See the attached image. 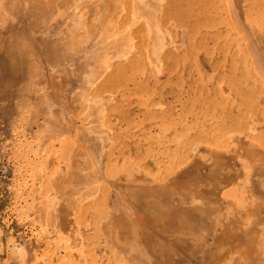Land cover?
Masks as SVG:
<instances>
[{
  "label": "rangeland",
  "instance_id": "374dc122",
  "mask_svg": "<svg viewBox=\"0 0 264 264\" xmlns=\"http://www.w3.org/2000/svg\"><path fill=\"white\" fill-rule=\"evenodd\" d=\"M2 1L0 19L6 15ZM100 1L107 4L108 0ZM117 1L118 7L110 10L111 13L101 4L102 14H98L101 9L95 4L94 12L90 1L84 3L85 6L77 5L76 9L71 8L73 5L51 6L38 12L45 21H39L33 29L27 25L25 28L27 23L16 26L11 18L5 24L0 22L1 33L7 25L16 26V34L0 38L3 58L0 64V264H121L117 262L116 253L111 255L105 246L104 236H99V203L96 201L99 190L114 195L112 184L122 182V178L131 176L133 171L141 178L146 175L159 181L167 172L184 168L183 172L190 178L185 182L197 184L193 178H199L201 190L214 188L224 180L228 186H218L217 193L229 190L231 195L227 201L243 204V213L253 220L250 222L253 236L264 228V212L259 209L262 201L264 204V49L261 55L259 50L264 47V40L257 41L260 35L264 38V0H174L171 19L177 25L176 33L174 30L168 32L170 35L165 33V44L161 38L160 45L144 40L140 52L133 50L141 43L132 34L145 25L149 38L151 23L138 15L135 7L138 0H134L135 3L127 0L126 9L125 0ZM49 9L51 11H47ZM125 14L129 23L124 26L118 22ZM68 15L74 22L69 21ZM94 17L100 21L94 22ZM91 21L95 24H90ZM124 32L129 36L123 47L127 55L107 54L106 58L112 56V61L107 60L108 64L103 59L100 65L103 67L106 62L110 67L98 78L92 75L96 81L91 83L90 78L91 86L87 85L83 73L90 72L92 66H99L97 57H101L102 52L103 55L113 52L106 50L105 45L121 39ZM246 37L258 42V46L255 43L258 48H253L259 50L262 61ZM2 45H7L8 51L1 49ZM245 45L251 46L252 54ZM63 46L67 47L65 51ZM173 46L176 49L170 54L168 65L161 64V50L163 47L171 50ZM43 49L48 55L54 49L50 57L55 56L44 59ZM5 53L8 59L4 58ZM4 61V66L9 65L8 70L1 68ZM56 68L65 72H56ZM110 70L113 73H109ZM49 80L58 83L59 88L45 86ZM96 86L104 87L105 98L99 101L91 97V90ZM93 108L100 110L101 118L97 123L91 118L99 115L98 111V115L92 113ZM84 112L93 116L86 117ZM51 121H55L57 131L49 130ZM82 122L89 123L83 125ZM81 133L89 138V143L83 142ZM117 142L122 154L115 156L111 152ZM85 146L86 154L85 150L79 152L81 155L84 152L82 158H86L88 151L92 153H88L93 161L88 159L89 165L81 155L76 157L81 162L74 157L79 154L77 150ZM252 154L258 156L259 165ZM108 157L111 159L109 169L105 163ZM212 157L219 159L215 162ZM71 164L78 166L80 175L88 181L78 182L81 185L77 186L75 183L78 187L75 192L65 186ZM211 167L217 169L214 171ZM190 174L194 176L192 179ZM243 176L244 184L241 183ZM254 187L259 190L257 195L252 192ZM90 191L94 193L83 198L81 194L87 195Z\"/></svg>",
  "mask_w": 264,
  "mask_h": 264
},
{
  "label": "bare ground",
  "instance_id": "6f19581e",
  "mask_svg": "<svg viewBox=\"0 0 264 264\" xmlns=\"http://www.w3.org/2000/svg\"><path fill=\"white\" fill-rule=\"evenodd\" d=\"M50 1H53V3L51 4L50 2H48V3H43V1L42 0H3L2 1V9H3V11L5 12V16L4 17H2V19H0V22H1V25L2 24H5V23H7L8 22V19L9 18H11V19H13V20H15L14 22H15V25L17 26H20L22 23H23V25L25 24V23H27V24H25V28H26V25H27V27H29V28H36V25L37 24H39L40 22H42V20L44 19H42L41 20V17L42 16H40L39 14H41V12L38 14V12L39 11H46L45 9H47L48 7H53L54 8V6H55V8H58V6H62V7H66V6H70V5H73V6H71V8L72 7H74L75 9L76 8H78V6L77 5H80V6H83L84 5V3H86V2H92L91 4L93 5V4H95V7H100L99 9H101V10H99L97 13L98 14H102V13H100V12H102V7L104 6V5H106L107 6V9H109V11L108 12H110L111 13V11L110 10H112V9H116L117 7H118V5H119V2L117 1V0H108L107 2H106V0H105V2L107 3V4H103V2H101L100 0H50ZM228 1V0H227ZM78 2V3H77ZM94 2V3H93ZM125 3H124V5H125V9L128 7V2H127V0H125L124 1ZM133 2H134V0H133ZM230 2V1H229ZM74 3H76L75 5H76V7L74 6ZM135 3V2H134ZM170 3V2H169ZM168 3V4H169ZM101 4H103V6L101 5ZM132 4V3H131ZM166 4H167V0H149V2H148V4H146V3H144V2H142L141 0H138L136 3H135V7H136V10L138 11V15L139 16H141L143 19L142 20H147V22H150L151 24V26L149 27L150 28V41H151V43H154V45L156 44V43H159V38H161L162 39V41H163V37L161 36L160 37V33L162 32H159V25H158V19H159V17L161 16V14H163L162 12H164L165 14L168 12V11H163V9H164V7L166 6ZM91 5V6H92ZM133 5V8H134V4H132ZM85 6V5H84ZM87 6H89V5H87ZM127 6V7H126ZM231 6V5H230ZM90 7V6H89ZM132 6H130V8H131ZM168 7V6H167ZM170 7V6H169ZM168 7V8H169ZM236 7V6H235ZM90 8H92V7H90ZM167 8V9H168ZM80 9V8H79ZM93 9H94V5H93ZM106 9V8H105ZM106 9V10H107ZM166 9V10H167ZM61 10V9H60ZM83 10V9H82ZM95 10H96V8L94 9V12H95ZM47 11H51V9H49V10H47ZM74 11V10H73ZM84 11V10H83ZM229 12H230V10H228ZM238 11V10H237ZM2 12V11H1ZM85 12V11H84ZM91 12H93L92 10H91ZM107 12V11H106ZM235 12V11H234ZM3 13V12H2ZM50 13V12H49ZM236 13V12H235ZM78 14V13H77ZM105 14V13H104ZM42 15V14H41ZM80 15V14H79ZM83 15V14H82ZM113 15H115V14H113ZM69 16V15H68ZM81 16V15H80ZM93 16V15H92ZM91 16V17H92ZM97 16V15H96ZM100 15H98V17H99ZM119 16V15H118ZM135 16V15H134ZM44 17V16H43ZM106 17H107V15H106ZM165 17H167V14H166V16L164 15V18ZM64 18V17H63ZM69 18H70V22L72 23V17L71 16H69ZM83 18H86L85 16L83 17ZM230 18V17H229ZM46 19V18H45ZM94 19H95V17H94ZM97 19V18H96ZM95 19V21L93 20V19H91V20H93L94 22H97V21H100V19H98V20H96ZM82 20V19H81ZM119 20V19H118ZM149 20V21H148ZM162 20H164V19H162ZM233 20V19H232ZM40 21V22H39ZM43 21H45V20H43ZM57 21V20H56ZM60 21V20H59ZM76 21V20H75ZM93 21H91L90 22V24L93 22ZM117 21V20H116ZM131 21H132V19H131ZM13 22V23H14ZM74 22V21H73ZM78 22V21H77ZM81 22V21H80ZM93 22V23H94ZM104 22V21H103ZM107 22H108V20H107ZM107 22H105V23H107ZM146 22V23H147ZM161 22H164V21H161ZM166 22V21H165ZM45 22H43V26L45 25L44 24ZM60 23V22H59ZM58 23V24H59ZM70 23V24H71ZM79 23V22H78ZM119 24H122V25H125V24H128L129 23V17L127 16V14H125V15H122L121 17H120V20H119V22H118ZM132 23V22H131ZM54 24H55V22H54ZM67 24V23H66ZM69 24V23H68ZM74 24H76V23H74ZM79 24H81V23H79ZM89 24V25H90ZM95 24V23H94ZM160 24H162V23H160ZM14 25V24H13ZM100 25V24H99ZM98 25V29H99V26ZM103 25V24H102ZM101 25V26H102ZM129 25H131V24H129ZM135 25V24H134ZM11 26V25H10ZM16 26H13V27H8V25H7V28L1 33L0 32V38H2L1 36H4V35H8V34H16ZM39 26H41V25H39ZM84 27H85V25H83ZM110 26V25H109ZM112 26V25H111ZM110 26V27H111ZM114 26V25H113ZM45 27V26H44ZM73 27V26H72ZM83 27V28H84ZM93 27H96V26H93ZM110 27H109V29H110ZM118 27V26H117ZM129 27V26H128ZM236 27H238V26H235V28ZM246 27V26H245ZM37 28H39V27H37ZM41 28V27H40ZM74 28H75V25H74ZM89 28V27H88ZM63 29V28H62ZM73 29V28H72ZM241 29V28H240ZM242 29H243V27H242ZM245 29V28H244ZM36 30V29H35ZM38 30H40V29H38ZM104 30V31H103ZM103 30H101L100 29V31H103L104 33H105V30H106V28L105 29H103ZM127 30V29H126ZM34 31V30H33ZM37 31V30H36ZM64 31V30H63ZM87 31H89V30H87ZM99 31V30H98ZM97 31V32H98ZM164 31V30H163ZM236 31V30H235ZM246 31H247V29H246ZM72 32V31H71ZM82 32V31H81ZM90 32V31H89ZM91 32H92V30H91ZM103 32H100V33H103ZM243 33H244V31H242ZM40 33V32H39ZM79 34H80V32H78ZM88 33V32H87ZM99 33V32H98ZM104 33H103V35H104ZM110 33H112V32H110ZM159 33V34H158ZM184 33V32H183ZM248 33V32H247ZM66 34V33H65ZM157 34H158V36H157ZM254 34H255V32H254ZM68 35V34H67ZM85 35H87L86 33H85ZM90 35V34H89ZM106 35V34H105ZM112 35V34H111ZM114 35V34H113ZM126 35H128V34H125V32H124V36H126ZM182 35V34H181ZM252 35V34H251ZM250 35V36H251ZM258 34H255V36H257ZM13 36H15V35H13ZM72 36V35H71ZM70 36V37H71ZM78 36V35H77ZM81 36V35H80ZM79 36V37H80ZM84 36V35H83ZM123 36V35H122ZM123 36V37H124ZM166 36V35H165ZM249 35L247 36V37H250ZM254 36V37H255ZM259 36V35H258ZM58 37H59V35H58ZM62 37V36H61ZM64 37V36H63ZM68 37V36H67ZM87 37V36H86ZM89 37V36H88ZM92 37H94V36H92ZM91 37V38H92ZM101 37H102V35H101ZM108 37V36H107ZM110 37V36H109ZM121 38V39H118V40H116V39H114L113 41H110V42H108L107 44L106 43H104L103 45H105V48H106V50L107 49H109L110 51L111 50H113L114 52H118V54H122L121 56H123V55H127V54H124L125 52V50L123 49V47H124V45H125V42H126V40L128 39V37L129 36H126V37H124V38ZM133 37V36H132ZM168 37V36H167ZM246 37V39H248ZM261 37V39H257V41L259 40H264V38L260 35L258 38H260ZM51 38V37H50ZM49 38V39H50ZM55 38V37H54ZM81 38H82V36H81ZM90 38V37H89ZM103 38H104V36H103ZM106 38V37H105ZM243 38V37H242ZM55 39H57V38H55ZM61 40H62V38H60ZM97 38H95L94 40H96ZM109 39H111V38H109ZM142 39V38H141ZM53 40V39H52ZM59 40V39H58ZM73 40V39H72ZM76 40V39H75ZM75 40L73 41L74 43H75ZM78 40V39H77ZM89 40V39H88ZM243 40V39H242ZM248 40H250V42L252 41V43H250ZM247 41H248V43L250 44V45H252V48H253V46H258V42L256 41V42H254L255 41V39H248ZM83 41V40H82ZM87 41V40H86ZM98 41V40H97ZM102 41V40H101ZM104 41V40H103ZM102 41V42H103ZM245 41V40H244ZM38 42H40V41H38ZM81 42V41H80ZM85 42V41H84ZM96 42V41H95ZM94 42V43H95ZM254 42V43H253ZM51 43V42H50ZM55 43V42H54ZM60 43V42H59ZM65 44H67V42H64ZM79 43V42H78ZM78 43H76V44H78ZM82 43V42H81ZM81 43H79V44H81ZM98 43H100V42H98ZM160 43H162L161 42V40H160ZM160 43H159V45H160ZM247 43V44H248ZM255 43H256V45H255ZM261 43V42H260ZM263 43H264V41H263ZM101 44V43H100ZM99 44V45H100ZM246 44V43H245ZM39 45V44H38ZM46 45V44H45ZM51 45V44H50ZM54 45H56V44H54ZM61 45V44H60ZM70 45H72V43L70 42ZM70 45H68L67 47H68V49H66L67 47H64L63 46V51H65V49H66V51L68 52V50H69V47H70ZM74 45V44H73ZM85 45H86V43H85ZM84 45V46H85ZM95 45H98V44H96L95 43ZM249 45V47L250 48H248V45H245V47L249 50V52H250V49H251V46ZM57 46H58V44H57ZM56 46V47H57ZM66 46V45H65ZM78 46V45H77ZM256 46V48H258ZM259 46H261V45H259ZM51 47V46H50ZM55 47V48H56ZM92 47V46H91ZM95 47H97V46H95ZM94 47V48H95ZM99 47H101V46H99ZM98 47V48H99ZM126 47V46H125ZM155 47V46H154ZM262 47V46H261ZM48 48V47H47ZM65 48V49H64ZM72 48V47H71ZM130 48V47H129ZM156 48V47H155ZM159 48V47H158ZM160 48H162V47H160ZM256 48H253L252 50H254V49H256ZM1 49H4L5 51H8V48H7V45H6V47L5 46H3L2 45V48ZM103 49V48H102ZM175 49V48H174ZM263 49H264V47H262L261 49H259V50H261L260 51V55H261V52H263ZM93 51H94V49H92ZM100 50V49H99ZM124 50V51H123ZM131 50V49H130ZM251 50V51H252ZM257 50V49H256ZM256 50H254V51H256ZM259 50L258 51H256L257 53L259 52ZM3 51V50H2ZM43 52H41V53H43V57H44V59H48V60H50V58L51 57H54V56H51L50 57V55L53 53V51H55L54 49H53V51H52V53L51 54H45L46 52H47V50H42ZM50 51V52H51ZM57 51H60V48H59V50L57 49ZM63 51H62V53H63ZM91 51V50H90ZM121 51V52H120ZM155 51V50H154ZM158 51H159V49H158ZM172 51V50H171ZM254 51H252V52H254ZM45 52V53H44ZM49 52V53H50ZM80 53H81V51H79ZM88 52V51H87ZM98 52V51H97ZM97 52H95V53H97ZM104 52H106L105 50H104ZM108 52V51H107ZM114 52H108V53H105L104 55H103V52H102V54L100 55L101 57H97L98 58V60H99V66L98 65H96L95 63L93 64V65H96V66H94V68H93V66L91 67L92 69H90V72H88V73H83V75H85V79H87V85H88V83H89V85L91 86V84H90V82H91V80L93 79L92 77H94V75L96 74V78H98V76H100V75H102L101 73L104 71V70H108V66L109 65H107V67H106V65H105V63L106 62H108L109 60H111L112 58V56L111 57H109L110 55H109V53L111 54V53H114ZM256 52H254L255 54H257ZM38 53H40V50H38ZM61 53V52H60ZM128 53V52H127ZM264 53V52H263ZM8 53H5V57L4 58H6V59H8V55H7ZM73 54V53H72ZM89 54H90V52H89ZM98 54V53H97ZM109 55V56H107V57H109L110 59H107L106 58V55ZM117 53H115V55H116ZM250 54H252L251 52H250ZM255 54H253V55H251L252 56V58L255 56ZM40 55V54H39ZM80 55V54H79ZM103 55V56H102ZM111 55H113V54H111ZM156 55V54H155ZM259 55V53L256 55V56H258ZM264 55V54H263ZM61 56V55H60ZM96 56H98V55H96ZM95 56V57H96ZM157 56V55H156ZM63 57V56H62ZM72 57V56H71ZM90 57L91 56H89V58L88 59H90ZM93 57V56H92ZM117 57V56H116ZM115 57V58H116ZM168 57V56H167ZM259 57H261L260 58V60L263 58V56H258V58ZM64 58H66V57H64ZM83 58H85V55H84V57ZM82 58V59H83ZM106 58V59H105ZM123 58V57H122ZM145 58H146V56H145ZM152 58V57H151ZM104 59V61L106 60V62L104 63V66L103 67H101V65H100V62H101V60H103ZM257 59V58H256ZM2 60H3V58H2V55H0V64H1V62H2ZM94 60V59H93ZM108 60V61H107ZM115 60V59H114ZM52 61V60H51ZM51 61H49V64L51 63ZM90 61V60H89ZM95 61H97L96 59H95ZM112 61V60H111ZM262 61V60H261ZM264 61V60H263ZM252 62H253V60H252ZM159 63V62H158ZM157 63V64H158ZM255 63V62H254ZM53 64V63H52ZM108 64H109V62H108ZM2 65V64H1ZM5 65V61L3 62V67L1 66V68L2 69H5V70H8L9 68V65H7V66H4ZM159 65V64H158ZM90 66V65H89ZM260 66V65H259ZM263 66V65H262ZM49 67V66H48ZM81 67H83V66H81ZM106 67V68H105ZM110 67V66H109ZM85 68H87L86 67V65H85ZM105 68V69H104ZM257 68V67H256ZM260 68H261V66H260ZM89 69H87V70H89ZM110 69V68H109ZM54 70V69H53ZM59 70L61 71V69H57L56 68V72L58 71L59 72ZM63 70V69H62ZM79 70H81V68L79 69ZM257 71L259 72V70L257 69ZM62 73H64L65 71H61ZM67 72V71H66ZM253 72V71H252ZM257 72V73H258ZM263 72H264V70H263ZM261 73H262V71H261ZM66 74V73H65ZM89 74H91L90 75V77L88 76ZM263 74V73H262ZM53 75V74H52ZM64 75V74H63ZM93 75V76H92ZM260 75V74H259ZM82 76V75H81ZM86 76H88V78H86ZM92 76V77H91ZM264 76V75H263ZM55 77V76H54ZM57 77V76H56ZM64 77V76H63ZM90 78H92V79H90ZM263 79V78H262ZM62 80H63V78H62ZM64 81V80H63ZM84 81V80H83ZM86 81V80H85ZM94 81H96L95 79H93V81L91 82V83H93ZM54 82V81H53ZM51 83L50 82V80H49V82H46L45 83V86H48V88L50 89V88H59V85H58V83L57 84H55V83ZM60 82H62V81H60ZM85 83V82H84ZM83 83V84H84ZM82 84V83H81ZM93 86V85H92ZM84 87V86H83ZM82 87V88H83ZM87 87V89H88V87L89 86H86ZM86 87H85V90H87L86 89ZM81 88V87H80ZM90 88V87H89ZM60 90V89H59ZM88 91V90H87ZM79 94V93H78ZM51 96V95H50ZM78 97H79V95H78ZM48 98H50L49 96H48ZM75 98V97H74ZM84 98V97H83ZM52 99V98H51ZM50 99V100H51ZM60 99L61 100H65V98H61L60 97ZM59 100V99H58ZM57 100V101H58ZM61 100H60V102H61ZM88 100V99H87ZM89 100H90V98H89ZM88 100V101H89ZM93 101H94V99H92ZM99 100V99H98ZM106 100V99H105ZM67 101V100H66ZM77 102H80V100L78 101V100H76ZM87 101V102H88ZM104 101V100H103ZM107 101V100H106ZM59 102V103H60ZM90 102H91V100H90ZM64 103H66V102H64ZM81 103H82V99H81ZM81 103H79L80 105H81ZM96 103V102H95ZM61 104V103H60ZM72 104V103H71ZM91 104V103H90ZM59 105V104H58ZM65 106H67L66 104H64ZM88 106H89V104H87ZM92 105V104H91ZM90 105V106H91ZM89 106V107H90ZM93 106V105H92ZM71 107V106H70ZM94 108H96V107H94ZM93 108V112L92 113H96V115H98V113H99V111H98V109L96 110V109H94ZM87 110H88V107L86 108ZM64 110V109H63ZM74 110V109H73ZM90 110H91V108H90ZM95 110V111H94ZM92 111V110H91ZM97 111H98V113H97ZM103 111V110H102ZM68 113V112H67ZM85 113V115H86V113L87 112H84ZM92 113H90L91 114V116H93L92 115ZM74 114V113H73ZM90 114L88 113L87 115H86V117H88V116H90ZM85 117V116H84ZM83 117V118H84ZM94 117H97V116H94ZM94 117H91V118H94ZM100 117V116H99ZM98 118V117H97ZM88 119V118H87ZM90 119V118H89ZM89 119L88 120H86V121H89ZM93 120V119H92ZM97 120V119H96ZM70 121V120H69ZM95 121V120H94ZM89 122H86V123H83L82 122V124L83 125H85V124H88ZM93 123V122H92ZM97 123V122H96ZM49 125H52V126H49V130L51 131V132H54V131H57V129H56V127H55V121L53 122V121H51V123L49 124ZM87 126V125H86ZM86 126H84L85 128H86ZM96 126V125H95ZM77 127V126H76ZM88 127V129H89V126H87ZM91 127H92V125H91ZM94 129V128H93ZM62 130V129H61ZM80 131V130H79ZM84 132V131H83ZM82 134V133H81ZM83 135V134H82ZM81 135V138H82V140H83V142H85L86 144L87 143H89V141L90 140H88L89 138H86V136H82ZM78 137H79V134H78ZM88 137V136H87ZM97 137V136H96ZM102 138V137H101ZM79 139V138H78ZM81 140V139H80ZM102 140V139H101ZM97 141V140H96ZM74 143H75V141H74ZM84 143V144H85ZM97 143V142H96ZM238 143V142H237ZM197 144H198V142H197ZM62 146V145H61ZM77 146V145H76ZM79 146V145H78ZM81 146V145H80ZM84 146V145H83ZM96 146H97V144H96ZM198 146V145H197ZM27 147V146H26ZM88 147V146H87ZM78 148H80V147H78ZM86 148V146L84 147V149H82V148H80V150H77L78 152L80 151V152H82V151H84L85 150V154H86V151H87V148ZM97 148V147H96ZM247 148V147H246ZM41 149V148H40ZM82 149V150H81ZM199 149V148H198ZM197 149V150H198ZM89 150V149H88ZM96 150V149H95ZM192 150V149H191ZM245 150V149H244ZM74 151V150H73ZM76 151V153L78 154V152ZM80 152H79V154L76 156H74L75 158L76 157H80ZM216 152H218V151H216ZM223 152V151H222ZM245 152V151H244ZM251 152V151H250ZM84 153V152H83ZM82 153V155H81V159L83 160H86L84 163L86 164L87 162H88V159H89V162H93V161H90V158H88V153H91V152H89L88 151V153H87V156H86V158L84 157V158H82V156L83 155H85V154H83ZM98 153V152H97ZM221 153V152H220ZM253 153V152H252ZM92 154V153H91ZM195 154V153H194ZM250 154V153H249ZM90 155V154H89ZM97 155V154H96ZM253 155V154H252ZM258 155V154H257ZM93 156V155H92ZM250 156V155H249ZM253 156H255V155H253ZM68 157V156H67ZM94 157V156H93ZM102 157V156H101ZM211 157V156H210ZM243 157V156H242ZM258 157V156H257ZM194 158V157H193ZM213 158V157H212ZM241 158V157H240ZM255 158V157H254ZM92 160H93V158H91ZM217 159H219L218 157H217ZM216 159V157H215V159L213 158L212 160H215V162L216 161H218ZM75 160V159H74ZM76 160H79L78 158H76ZM83 160V161H84ZM100 160V159H99ZM104 160V159H103ZM203 160V159H202ZM221 160V159H220ZM256 160V159H255ZM254 160V161H255ZM253 161V162H254ZM257 161V160H256ZM255 161V162H256ZM77 162H81V160H79V161H77ZM104 162V161H103ZM214 162V163H215ZM220 163H222V161H219ZM238 162V161H237ZM254 162V163H255ZM214 163H213V168L215 167V165H214ZM240 163V162H239ZM258 163H260V162H257V165H259ZM74 164V163H73ZM73 164H71V171L69 172V175H68V177L65 179V183H66V187H68L69 188V190H71V191H73V192H75V190L74 189H77L76 188V186H77V184H79L78 182H80L81 184H83V183H88V181L86 182L85 181V178L84 177H82V175H80V172H79V167L78 166H75V165H73ZM88 164V163H87ZM101 164V163H100ZM218 165H219V163H217ZM35 165V164H34ZM80 165H81V163H80ZM89 165V164H88ZM226 165H228V164H226ZM251 166H252V164H250ZM255 165V164H254ZM86 166V165H85ZM195 166V165H194ZM193 166V168H196V169H198L197 167H194ZM217 167V166H216ZM264 167V166H263ZM86 168H88V166H86ZM192 168V169H193ZM212 168V167H211ZM212 168V170H214ZM219 168V167H218ZM257 168V167H256ZM100 169H101V167H100ZM195 169V170H196ZM217 169V168H216ZM215 169V170H216ZM223 169V168H222ZM249 169V168H248ZM211 170V169H210ZM214 170V171H215ZM228 170V169H227ZM250 170V169H249ZM254 169L252 168V170L251 171H253ZM93 171V170H92ZM96 171V170H95ZM183 171H184V168H183ZM182 171V173L180 172V173H178L177 174V176L175 175L171 180H169V181H171V183H168V184H166L165 186H162V185H159L160 183H157V182H159V181H155V180H151V182L150 181H148V180H145L144 178H141V176L139 177V176H136V175H134V174H131V176H128V177H126V178H122L123 179V181L122 182H119V183H117L116 185H115V183H114V180H113V183L114 184H112L111 182L109 183L110 185L112 184L113 185V187H114V189H112L111 187H109V188H111L112 190H114L113 192H114V195H113V197H114V199L112 198V200H114V204L113 205H115L116 206V208H113L114 209V211H115V213L116 214H118L117 216H120L119 218L116 216V218H118V221H119V219L121 218V217H123V219H124V221H132V219H130V217L131 216H135V217H137V219L136 218H134V219H136L135 221L138 223V221H139V225H141V228H149L150 229V226H151V224L153 223V224H159V226H162V227H160L162 230H164V231H166L167 233H165L166 235H164V238H165V241H164V243H166V245H167V247L166 248H164L162 251H165V252H163L164 254H163V257H162V255H158L159 254V251H161V250H158V237H159V235H154V234H139V235H135L134 236V240H132L131 239V241H130V243L128 244V246L127 247H125V248H123V247H121L122 249H125V253H126V255H127V257H128V259H129V263L130 264H187V263H190V264H194L195 262H196V260H195V257H198V258H201L200 259V264H209V262H211V260H216V262L214 263V264H223V263H226V264H243V262H242V259H241V250H240V246H239V238H238V233L237 234H234L235 236L234 237H232V238H227V241H228V244H229V246H231L232 247V250L233 251H226L227 250V248L225 249V251H223L224 249L222 248V249H219V250H221L220 252H218L217 251V248L218 247H216L215 249H214V251H211L210 253H212L213 255H210L211 257L210 258H208V255H207V250L205 249V248H208V244H205V243H201L200 245H197V243L199 242V240H200V242H204V240L205 239H207V233H209V232H211V231H213V229L215 228V227H213L212 225H213V223L215 222V220H216V222H220V223H222L224 220L222 219V216L223 215H221V212L219 211V208H220V203L219 202H216V201H218V200H220V197H219V195L220 194H218L217 193V191L218 190H216V188L219 186V187H224V186H228L227 185V183L224 181V180H222L221 182H218V183H220L221 184V186H220V184L218 185V186H213L214 188H211V187H208V186H206L205 187V189H208V190H201V188L200 187H202V184H201V186H200V184H199V182H200V180L201 179H199V178H197V179H194L193 178V180H196L197 181V184H189V183H186L185 182V180L186 179H188L187 181H190L189 179L190 178H188L189 177V174H185L184 172ZM198 170H196V172H197ZM229 171V170H228ZM236 171V170H235ZM89 172V171H88ZM104 172V171H103ZM108 172V171H107ZM211 172V171H210ZM106 173V172H105ZM213 173V172H212ZM217 172H215V174H216ZM89 174H91V173H89ZM102 174V173H101ZM141 174V173H140ZM175 174V173H174ZM173 174V175H174ZM206 174V173H205ZM207 174H208V172H207ZM206 174V175H207ZM245 174V173H244ZM190 175H192L191 176V179H192V177H194L193 176V174H190ZM196 175V174H195ZM198 175H199V172H198ZM211 175V174H210ZM217 175V174H216ZM243 175V174H242ZM246 175V174H245ZM251 174H249V176L247 175V177L249 178V177H251L250 176ZM255 175V174H254ZM84 176V175H83ZM94 176H95V174H94ZM208 176H209V174H208ZM263 176V175H262ZM84 179V180H82V178ZM93 177V176H92ZM204 177V176H203ZM241 177V176H240ZM97 179H99L98 178V176L96 177ZM239 178V177H238ZM248 178H245V179H247L248 180ZM87 179V178H86ZM101 179H103V177L101 178ZM101 179H99V180H101ZM178 179V181H179V183H178V187H180L179 189H178V192L176 191V180ZM243 179H244V176H243V178H242V180H241V183H242V181H243ZM96 180V179H95ZM98 181V180H97ZM206 181V180H205ZM246 181V180H245ZM250 181V180H249ZM108 182V181H107ZM162 182V181H161ZM207 182V181H206ZM259 182V181H258ZM75 183H76V186H75ZM157 183V184H156ZM240 183V184H241ZM245 182L243 181V184H244ZM251 183V182H250ZM81 184H79V185H81ZM94 184V183H93ZM145 184H147V186H144ZM151 184V185H150ZM242 184V185H243ZM148 185H150V186H148ZM235 185V184H234ZM260 185V184H259ZM181 186H182V189H181ZM210 186H212L211 184H210ZM262 186V185H261ZM260 186V187H261ZM53 187H55L54 185H53ZM75 187V188H74ZM89 187H91V186H89ZM208 187V188H207ZM64 188V187H63ZM108 188V187H107ZM225 188V187H224ZM252 187H250V189H251ZM255 188V190L253 189V191H258V188L257 187H254ZM262 188V187H261ZM64 189H66V188H64ZM99 189V188H98ZM110 189V190H111ZM118 190V191H117ZM91 191H94V190H91ZM88 192L89 194H87L86 195V193H85V195L84 194H81V195H83V198H85L84 196H89V195H91V194H93L92 192ZM221 191V190H220ZM251 191V190H250ZM78 192V191H77ZM97 192H98V190H97ZM102 191L101 190H99V195H100V193H101ZM225 192L226 191H224V194H225ZM220 193V192H219ZM251 193V192H250ZM68 194V193H67ZM176 194H178V197H176ZM224 194H221V196L223 197V195ZM227 194H231V193H227ZM255 194V193H254ZM80 194H79V196H81ZM102 195H105V197L108 195V193L106 194L105 193V190L101 193V196ZM77 196V195H76ZM95 196V195H94ZM254 196V195H253ZM82 197V196H81ZM107 197H109V196H107ZM106 197V198H107ZM225 198H227L228 197V195H226V196H224ZM250 197V196H249ZM80 198V197H79ZM106 198H103L104 199V201H106L105 199ZM229 198V197H228ZM108 199V198H107ZM136 200H138L139 202H137V203H134ZM243 200V199H242ZM117 201H118V203H117ZM231 201V200H230ZM100 202V201H99ZM103 202V201H102ZM178 202V204L176 205V203ZM247 202H248V200H247ZM251 202V201H250ZM110 203H112V201L110 202ZM240 203V202H239ZM262 203H263V201H262ZM241 204V203H240ZM252 204V203H251ZM233 206L235 205V204H232ZM231 205V206H232ZM261 206H262V204H260ZM246 206H247V204H246ZM245 206V209L247 208ZM236 207H237V205H236ZM240 207H242V206H240ZM255 207V206H254ZM264 207V206H263ZM111 208V207H110ZM109 208V209H110ZM232 208H234V207H232ZM244 208V207H243ZM256 208H257V206H256ZM255 208V209H256ZM234 209H236V208H234ZM240 209V208H239ZM249 209V208H248ZM98 210V209H97ZM103 210V209H102ZM243 210V209H242ZM252 210V209H251ZM254 210V209H253ZM252 210V211H253ZM110 211V210H109ZM112 209H111V212H114ZM44 212V211H43ZM100 212V211H99ZM104 212H105V214L107 213L106 211H105V208H104ZM147 213V216H145V218L144 219H146V217L148 218V216L150 215V219L148 218V220H149V222L150 223H148V221H147V223H144L146 220H143L142 218L144 217L142 214H144V213ZM248 212H249V210H248ZM104 214V213H103ZM109 214V213H108ZM108 214H106V215H108ZM111 214H113V213H111ZM111 214H109V215H111ZM120 214V215H119ZM123 214V215H122ZM236 215V214H235ZM245 215V214H244ZM243 215V216H244ZM79 216V215H78ZM242 216V221H243V219H244V217ZM247 216V215H246ZM245 216V218H247ZM41 217H43L42 215H41ZM102 217V216H101ZM112 217H115L114 215L113 216H111V219H112ZM237 218H238V216H236ZM240 217V216H239ZM104 218V217H103ZM152 218V219H151ZM43 219V218H42ZM107 219H109V221H110V218L108 217ZM133 219V220H134ZM239 219V218H238ZM241 219V218H240ZM249 219V218H248ZM247 219V220H248ZM56 220V219H55ZM138 220V221H137ZM150 220H152V221H150ZM247 220L245 219V221H246V225H247ZM251 220V219H250ZM100 221V220H99ZM116 221H117V219H116ZM116 221H113L114 223L116 222ZM118 221H117V224H118ZM135 221H133L134 223H135ZM112 222V223H113ZM141 222V223H140ZM199 222V223H198ZM244 222V221H243ZM242 222V223H243ZM113 223V228H114V226L116 227V223L114 224ZM134 223H132V225L134 226V225H137L136 223L134 224ZM245 223V222H244ZM105 224V223H104ZM104 224H102L103 226H104V229H105V226H108L110 229H113V228H111L110 227V224L108 225V223L106 222V224L104 225ZM144 224H146V225H148V226H146V225H144ZM229 224V223H228ZM251 224V223H250ZM142 225H144L143 227H142ZM150 225V226H149ZM157 225H155V226H157ZM245 225V224H244ZM249 225V224H248ZM102 226V227H103ZM123 226V225H122ZM153 226V225H152ZM159 226H157V227H155V229H157V230H160L159 229ZM234 226H235V224H234ZM238 227L240 226V225H237ZM236 226V227H237ZM249 226H251V225H249ZM248 226V227H249ZM108 227H106V229H108ZM124 227V226H123ZM135 227V226H134ZM133 227V228H134ZM227 228V230H229L230 228H231V225H226V226H222L221 227V229L219 230L220 232H224V230H226L225 228ZM237 227V228H238ZM243 227H245V226H241V227H239L238 229L239 230H241V228H242V230H243ZM247 227V228H248ZM101 228V227H100ZM122 228V227H121ZM117 229H118V227H117ZM152 229H154V228H152ZM237 229V231H239ZM135 230V229H134ZM240 231V232H242L243 233V231ZM104 231V230H103ZM110 230L108 229L107 231L105 230V232H106V235L108 234V232H109ZM119 231V230H118ZM230 231V230H229ZM232 231V230H231ZM230 231V232H231ZM234 231V230H233ZM236 231V230H235ZM244 231H245V228H244ZM111 232V231H110ZM110 232H109V234L107 235V237H109L110 238V236H112V234H110ZM255 232H257V231H255ZM254 232V233H255ZM112 233V232H111ZM134 233V232H133ZM233 233V232H232ZM241 233V234H242ZM120 234V232H117V235H119ZM130 234V233H129ZM128 234V235H129ZM253 234V233H252ZM251 234V237L253 236ZM110 235V236H109ZM114 235V234H113ZM237 235V236H236ZM245 235V234H244ZM255 235V234H254ZM124 236H126V235H124ZM124 236H121V238H122V241H126L127 239L124 237ZM224 236H227V235H220L219 236V239H221L222 240V238H224ZM246 236V235H245ZM244 236V238H247V236L245 237ZM163 237V236H162ZM254 237V236H253ZM237 239L236 241L234 240V239ZM111 239V238H110ZM119 239V238H118ZM249 239H251V238H249ZM244 240V239H243ZM252 240V239H251ZM218 241V240H217ZM250 241V240H249ZM253 242H254V240H252ZM117 242H118V240H117ZM173 242V243H172ZM193 242H194V245H193ZM126 244V243H125ZM196 244V245H195ZM78 245V244H77ZM118 245V244H117ZM112 246V245H111ZM114 246V245H113ZM122 246V245H121ZM170 247H172V249L173 250H176V248H177V250H176V252H178V254L180 253V256H178V260L176 259V258H170V254L171 253H169L170 252ZM234 247V248H233ZM220 248V247H219ZM256 248V250H258L257 249V246L255 247ZM115 249H116V246H115ZM184 249V250H183ZM246 249V248H245ZM244 249V247H243V250H245ZM264 248H262V250H263ZM167 250V251H166ZM256 250H254V251H256ZM116 251H118V249H116ZM250 251L251 250H249L247 253H249V255H250ZM253 251V252H254ZM118 252H120V251H118ZM215 252V253H214ZM120 254H122V253H120ZM253 253L251 252V255H252ZM261 254L264 256V252L263 251H261ZM123 255V254H122ZM194 256V258H192L191 256ZM262 256V257H263ZM121 257V256H120ZM261 257V256H260ZM126 259V258H125ZM128 259H127V262H128ZM119 260H120V258H119ZM218 260V261H217ZM209 261V262H208ZM214 261H212V262H214ZM192 262V263H191ZM194 262V263H193ZM128 263V264H129ZM256 263H258V261L256 262ZM126 264V263H125ZM211 264V263H210ZM261 264V263H260Z\"/></svg>",
  "mask_w": 264,
  "mask_h": 264
},
{
  "label": "crops",
  "instance_id": "0c3cea01",
  "mask_svg": "<svg viewBox=\"0 0 264 264\" xmlns=\"http://www.w3.org/2000/svg\"><path fill=\"white\" fill-rule=\"evenodd\" d=\"M170 2V3H169ZM169 3V4H168ZM173 3H174V0H167V4H166V6L164 7V9H163V11H168L166 14H167V17H165L164 18V15L166 16V14L164 13V12H162L163 14H161V16L159 17V19H158V25H159V28H160V31H162L161 32V35H162V37H163V39H164V44H165V33H167V34H169L170 32H172L173 30L175 31V33H176V27H177V25H176V23H174L173 22V20L171 19V16H172V7H173ZM169 8H168V7ZM168 8V9H167ZM167 9V10H166ZM129 15H130V13H128ZM162 19H164V20H162ZM161 21H164V22H161ZM166 21V22H165ZM160 23H162V24H160ZM126 25V24H125ZM124 25V26H125ZM143 25H144V23H143ZM124 26H120V27H118V28H121V27H124ZM145 26V25H144ZM144 26L143 27H141L138 31H136V32H134L133 34H132V36H133V38H138L139 40H140V43L141 44H139V46H138V44L137 45H135V47H133V50H140V46L144 43V40H146L147 42H149V43H151L150 42V40H149V38H148V31H147V29H146V27H145V29H144ZM164 30V31H163ZM167 31V32H166ZM169 32V33H168ZM170 35V34H169ZM142 38V39H141ZM128 40H129V37H128ZM171 43V42H170ZM172 44V43H171ZM129 47V46H128ZM176 49V47L175 46H173V48L170 50L169 48H166V47H163V49L161 50V53H160V60H159V62L161 63V64H164V65H168V62H169V56H170V54L173 52V49ZM132 49V48H131ZM175 49H174V51H175ZM114 52V51H113ZM140 52V51H139ZM115 53H117L116 55H115ZM113 55H115V56H117L118 55V52H114V53H112ZM168 56V57H167ZM111 71V70H110ZM109 73H113L112 71L111 72H109ZM110 78V77H109ZM103 91H104V87H101V86H96L94 89H92L91 90V97H94V98H96L97 100L99 99V100H102V99H104L105 97L103 96ZM98 100V101H99ZM100 116V111H99V115L97 116V117H94V119L96 120V122L97 121H99V118H101V116ZM107 132V131H106ZM105 132V133H106ZM120 136V135H119ZM118 136V137H119ZM114 151H112L111 153H113V154H115V156L116 155H121L122 153H121V145H119V143L117 142V145L114 147V149H113ZM109 153V152H108ZM250 155V154H249ZM248 155V156H249ZM107 156H110V154L109 155H107ZM255 158H254V160L256 159L257 160V157L256 156H254ZM111 159H109V157L107 158V161L105 162L106 163V168L107 169H109L110 167H109V164H108V162L110 161ZM257 162V161H256ZM136 170V169H135ZM182 171H183V168H179V169H177L176 171H174V170H171V171H169V172H167L165 175H164V177L163 178H161V179H159V185H162V186H165L166 184H168V183H171V181H169V180H171L175 175L177 176V174L178 173H182ZM134 172V174L136 173L135 171H133ZM175 173V174H174ZM174 174V175H173ZM144 179L145 180H148V181H150L151 182V180H152V178H150V177H148L147 176V178H146V175H145V177H144ZM162 181V182H161ZM176 191L178 192V189L180 188V187H178L179 185H178V183H179V181H178V179L176 180ZM151 185V184H150ZM150 185H148V186H150ZM144 186H147V184H145ZM181 189H182V186H181ZM226 192H225V194L223 195V197L221 196V194L219 195V197H220V200H218V201H216V202H219L220 203V208H219V211L221 212V215H223L222 216V219L224 220L222 223H220V222H216V220H215V222L213 223V227H215L214 229H213V231H211V232H209V233H207V239H205L204 240V242H200V240H199V242L197 243V245H200L201 243L203 244V243H205V244H208V248H205L206 250H207V255H208V258H210L211 256L210 255H213L212 253H210L211 251H214V249L216 248V247H218L217 248V251L218 252H220L221 250H219V249H224L223 251H225V249L227 248V250L226 251H233L232 250V247L231 246H229V244H228V241H227V238H232V237H234L235 235L234 234H237L238 233V238H239V246H240V250H241V259H242V262H243V264H264V256L261 254V251H263L264 252V249L262 250V248H264V228H262L261 230H260V233H259V235H257L256 237L254 236H252L251 237V234L253 233L252 231H251V226H249V225H251L250 224V222L251 221H253L252 219L250 220V219H248L249 218V214H245L244 215V213H243V210H244V206H243V204H238L239 202H232V201H227V199H228V197L231 195V194H227V193H231L229 190H225ZM253 192V194L255 193V195H257V193L259 192V190L256 192V191H252ZM226 195H228V197L227 198H225L224 196H226ZM107 196H109V197H107ZM106 197L108 198H106L105 197V195H99V200H97L96 202L97 203H99V223H98V228H99V236H104V238H105V242H106V244H105V246L108 248V250H110V254L112 255L113 254V252H115L116 253V255H115V257H116V259H117V262L118 263H121V264H128L130 261H129V259H128V257H127V255H126V253H125V247H127L128 246V244L130 243V241H131V239L132 240H134V236L137 234V235H139V234H154V235H159V237H158V250H163L164 248H166L167 247V245H166V243H164V241H165V238H164V235H166L165 233H167L166 231H164V230H162L160 227H162V226H159V224L157 225V224H151V226H150V229L149 228H141V225H139V221H138V223L135 221L136 219H137V217H135V216H131L130 217V219H132V221H124V219H123V217H121L120 219H119V221H118V218L120 217V216H117L118 214H116L115 213V211H114V209L113 208H116V206L115 205H113L114 204V200H112V198L114 199V197H113V195H107ZM176 197H178V194H176ZM103 198H106L105 200L106 201H104V199ZM100 201V202H99ZM103 201V202H102ZM112 201V203H110ZM137 202H139L138 200H136L134 203H137ZM117 203H118V201H117ZM234 203H236L234 206L232 205V204H234ZM178 204V202L176 203V205ZM262 204V206H260V208L259 209H261V210H263L262 212H264V204L263 203H261ZM232 205V206H231ZM236 205H237V207H236ZM240 206H242V207H240ZM111 207V208H110ZM232 207H234V208H236V209H234V208H232ZM104 208H105V211L107 212L106 214H111V213H113V214H111V215H106L105 214V212H104ZM110 208V209H109ZM240 208V209H239ZM103 209V210H102ZM111 209L114 211V212H111ZM243 209V210H242ZM110 210V211H109ZM246 210H247V208H246ZM257 212L259 211V210H256ZM104 213V214H103ZM236 214V215H235ZM115 216V217H112V219H111V216ZM120 215V214H119ZM123 215V214H122ZM144 217L142 218L143 220H146L144 223H147V221H148V223H150L149 222V220H148V218L150 219V215L148 216V218L146 217V219H144L145 218V216H147V213L145 212L144 214H142ZM244 215V216H243ZM247 215V216H246ZM102 216V217H101ZM116 216L118 217V218H116ZM236 216H238V218L236 217ZM240 216V217H239ZM242 216L244 217V219H243V221L245 222H243L242 221ZM245 216L247 217V218H245ZM104 217V218H103ZM110 218V221H109V219H107V218ZM134 218H136V219H134ZM241 218V219H240ZM116 219H117V221H118V224H117V221H116ZM134 219V220H133ZM152 219V218H151ZM245 219L247 220V225H246V221H245ZM113 221H116L115 223H116V227L114 226V228H113ZM133 221H135V223L137 224V225H132V223H134ZM150 221H152V220H150ZM106 222L108 223V225L110 224V227L111 228H113V229H110L108 226H105V229H104V226L102 225V224H106ZM113 222V223H112ZM243 222V223H242ZM114 223V224H115ZM134 223V224H135ZM141 223V222H140ZM147 223V224H148ZM199 223V222H198ZM229 223V224H228ZM104 224V225H105ZM234 224H235V226H234ZM245 224V225H244ZM249 224V225H248ZM124 227H123V226ZM144 225H146V224H144ZM144 225H142V227L144 226ZM153 225V226H152ZM155 225H157V226H159V229L160 230H157V229H155V227H157V226H155ZM226 226V225H231V228L229 229V230H227V228H225L226 230H224V232L222 233V232H220L219 230L221 229V227L222 226ZM237 225H240L239 227H241V226H245V227H243V230H242V228H241V230L243 231V233L242 232H240L241 230H239L240 228L237 226ZM103 226V227H102ZM146 226H148V225H146ZM239 228H237V227ZM249 226V227H248ZM101 227V228H100ZM106 227H108V229L112 232H110V234H112V236H110V238L109 237H107V235L109 234V232H108V234L106 235V232H105V230L107 231L108 229H106ZM117 227H118V229H117ZM122 227V228H121ZM134 227V228H133ZM248 227V228H247ZM152 228H154V229H152ZM163 228V227H162ZM244 228H245V231H244ZM135 229V230H134ZM237 229L239 230V231H237ZM104 230V231H103ZM119 230V231H118ZM234 230V231H233ZM236 230V231H235ZM117 232H120V234L119 235H117ZM134 232V233H133ZM233 232V233H232ZM130 233V234H129ZM242 233V234H241ZM114 234V235H113ZM129 234V235H128ZM168 234V233H167ZM227 235V236H224V238H222V240L221 239H219V236L220 235ZM247 236V238H244V236L245 235ZM255 234V233H254ZM124 235H126V236H124ZM121 236H124L127 240L126 241H122V238H121ZM163 236V237H162ZM237 236V235H236ZM245 236V237H246ZM119 238V239H118ZM237 238V239H238ZM249 238H251L252 240H254V242L251 240V239H249ZM236 238L234 239L235 241L237 240ZM244 239V240H243ZM117 240H118V242H117ZM218 240V241H217ZM250 240V241H249ZM258 240H261V241H258ZM126 243V244H125ZM173 243V242H172ZM118 244V245H117ZM112 245V246H111ZM114 245V246H113ZM122 245V246H121ZM193 245H194V242H193ZM196 245V244H195ZM115 246H116V249H118V251H120V252H118V251H116V249H115ZM124 246V247H123ZM257 246V249L258 250H256V247ZM121 247H123V248H125V249H122ZM220 247V248H219ZM226 247V248H225ZM243 247H244V249L245 250H243ZM262 247V248H261ZM234 248V247H233ZM159 251V254L158 255H162V257H163V252H165V251ZM170 252L169 253H171L170 255V258H176L177 260L179 259L178 258V256H180V253L178 254V252H176V250H177V248H176V250H173L172 249V247H170ZM184 250V249H183ZM249 250H251L250 251V255H249V253H247ZM254 250H256V251H254ZM167 251V250H166ZM254 251V252H253ZM251 252L253 253L252 255H251ZM120 253H122V254H120ZM215 253V252H214ZM121 256V257H120ZM261 256V257H260ZM263 256V257H262ZM192 258H194V256L192 255L191 256ZM119 258H120V260H119ZM126 258V259H125ZM127 259H128V262H127ZM200 259L201 258H198V257H195V260H196V262L194 263V264H200ZM212 261H214V260H211V262H209V264L211 263V264H214L215 262H216V260L214 261V262H212ZM218 261V260H217ZM258 261V263H256ZM192 263V262H191ZM130 264V263H129ZM223 264H226V263H223Z\"/></svg>",
  "mask_w": 264,
  "mask_h": 264
}]
</instances>
